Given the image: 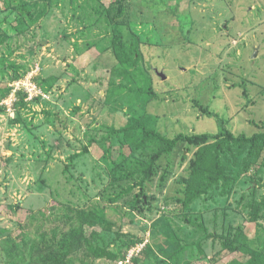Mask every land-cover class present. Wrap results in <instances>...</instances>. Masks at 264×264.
Segmentation results:
<instances>
[{
    "label": "rangeland",
    "instance_id": "rangeland-1",
    "mask_svg": "<svg viewBox=\"0 0 264 264\" xmlns=\"http://www.w3.org/2000/svg\"><path fill=\"white\" fill-rule=\"evenodd\" d=\"M112 1H53L39 24L21 30L18 11L0 9V264H37V239L64 241L74 218L76 228L79 218L91 222L93 237L74 264H119L140 249L135 264L243 260L224 243L240 227L255 233L247 221L264 197V151L245 165L247 149L212 147L210 161L234 179L230 195L210 164L191 185L201 194L190 206V163L217 141L180 144L148 180H120L112 167L139 140L137 125L170 139L217 135L221 120L234 135L264 132V0H127L123 42L140 53L129 69L100 13ZM27 79L53 86L11 103L15 84ZM259 223L264 235V213Z\"/></svg>",
    "mask_w": 264,
    "mask_h": 264
},
{
    "label": "trees",
    "instance_id": "trees-1",
    "mask_svg": "<svg viewBox=\"0 0 264 264\" xmlns=\"http://www.w3.org/2000/svg\"><path fill=\"white\" fill-rule=\"evenodd\" d=\"M53 1L61 2L64 0H0V9L4 11L15 9L18 11L19 16L14 23L16 29L21 30V28L25 26L32 27L39 24V22L47 15L49 6H51ZM126 2L127 0H113L108 5H105L100 13L108 23L113 25L112 47L117 59L123 67L129 69L138 67L140 53L135 44L127 47L123 42V32L120 29L119 24L125 15ZM39 85L44 92H49L52 89L53 83L41 82ZM2 92L3 95L6 96L11 91L10 89H6ZM20 95H23L24 98L27 97L23 92H19L17 96L19 97ZM210 116L218 117V115L215 114H210ZM221 126L222 130L217 135L205 133L189 136L181 134L177 138L170 139L163 136L155 129L137 125L134 128L141 131L139 140L136 141L129 151L124 149V152L120 154L121 159L114 163L112 170L119 173L120 180H131L135 178L148 180L157 175L161 159L165 156L171 155L180 144L185 143L189 146H202L201 148H203L205 144L217 141L214 145L198 151L195 158L191 161L186 181L188 187L185 195L188 196V199L185 201V205L190 206L197 200V198H199L201 193L196 192L191 185L193 182L201 180L203 172L210 169V164V172L216 174L214 182L217 185L222 182L225 189L221 193L223 196H229L234 179L229 177L226 173H223L220 161H217L216 159L214 160V163L210 161V156L213 150H216L218 146H221L223 147V151L233 154L234 149L236 148L247 149V158L244 161L245 165H247L251 160L255 158L258 159L264 151V132L261 131L252 136H247L245 134L234 135L225 128L223 120H221ZM212 147L214 148L213 150ZM219 151H221V149ZM137 153H141V155L135 158L134 154ZM216 157L217 154L215 155V158ZM169 175L170 171L167 170L163 177L164 182H166ZM212 183V181L209 182L210 188H212ZM210 188H208V190H210ZM131 190V188L123 189L119 198L129 195ZM263 213L264 197L261 201H256L251 205L250 218L247 222L248 224L256 225L253 236L250 235L247 231V227L244 226L237 229L233 236L224 243V247L229 250L231 254L241 255L244 259L241 260L237 256H231L232 259L226 264H264V235L262 234L261 225L259 223ZM102 220L104 221V218ZM73 221L77 220L74 218L69 219L70 224L67 222L69 226L74 225V227L72 231L65 234V240L60 243L55 241L49 242L45 237L38 238L37 242L34 243L33 251L30 254L31 261H35L37 264H74L71 256L76 255L81 249L83 250L84 245H86V251L90 252L93 237H88L87 228H89V223L91 222H83L79 218L80 225L76 228V223ZM103 221L101 222L103 223ZM93 226L96 227L95 225ZM57 236L58 233L54 232L53 240H55ZM144 248L142 250H144ZM147 248L150 250L149 247ZM142 252L143 251L139 254L141 255ZM128 254L129 253L122 257L123 259H121V261L126 260ZM140 255L138 257L134 256L131 263H137Z\"/></svg>",
    "mask_w": 264,
    "mask_h": 264
},
{
    "label": "built area",
    "instance_id": "built-area-1",
    "mask_svg": "<svg viewBox=\"0 0 264 264\" xmlns=\"http://www.w3.org/2000/svg\"><path fill=\"white\" fill-rule=\"evenodd\" d=\"M24 79H22V80H24ZM20 81H18V82H20ZM28 81H29V83H23V87H21V88H19V85L22 84V82L15 84V87L13 88L12 93L8 97V99H9V101H11V103H14L15 101H17V95L19 92H22V91L27 95L28 99H32V100L41 95L42 90L40 89V87L35 82L34 83L31 82L30 79ZM24 87H25L26 91H25ZM140 250L137 253H134V251H133L131 254H128L126 260L120 261L119 264H130L132 258L135 255H138Z\"/></svg>",
    "mask_w": 264,
    "mask_h": 264
},
{
    "label": "water",
    "instance_id": "water-1",
    "mask_svg": "<svg viewBox=\"0 0 264 264\" xmlns=\"http://www.w3.org/2000/svg\"><path fill=\"white\" fill-rule=\"evenodd\" d=\"M258 52H259V49H255L253 58H256L258 56ZM158 74L162 77L163 80L166 79V76L164 74H160V73Z\"/></svg>",
    "mask_w": 264,
    "mask_h": 264
}]
</instances>
